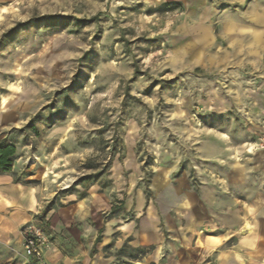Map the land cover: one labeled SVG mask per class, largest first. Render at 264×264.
<instances>
[{
  "label": "rangeland",
  "instance_id": "obj_1",
  "mask_svg": "<svg viewBox=\"0 0 264 264\" xmlns=\"http://www.w3.org/2000/svg\"><path fill=\"white\" fill-rule=\"evenodd\" d=\"M258 3L0 0V140L16 145L23 181L56 206L103 193L116 210L163 212L183 203L170 181L196 186L210 138L259 139L246 151L260 149L264 40L250 35ZM1 220L0 264H32ZM120 237L96 242L92 259L129 264L118 255L146 252L130 239L116 248ZM199 246L187 251L199 256Z\"/></svg>",
  "mask_w": 264,
  "mask_h": 264
},
{
  "label": "crops",
  "instance_id": "obj_2",
  "mask_svg": "<svg viewBox=\"0 0 264 264\" xmlns=\"http://www.w3.org/2000/svg\"><path fill=\"white\" fill-rule=\"evenodd\" d=\"M258 4L259 13L253 20L259 29L242 32L249 31L256 42H262L264 0ZM258 142L244 139L241 146L229 141L219 144L210 138L200 150L196 186L191 187L186 178L168 183L171 193L183 200L181 205L163 212L153 205L136 210L125 207L106 221L103 215L113 206L103 193L70 199L41 218L49 200L36 188L14 182L28 178L15 161L10 173L0 175V220H5V229L20 237L26 224L46 223L51 239L47 264H112L114 258L102 253L96 260L91 257L100 238L92 222L100 223L99 230L105 233L104 243L97 247L111 242L107 237L118 231L121 237L116 248L130 239L127 245L134 251L146 250L118 258L129 264H264V145L253 153L246 151V144L256 147ZM173 209L178 217L172 215ZM123 219H127L125 223ZM199 244L204 249L199 256L187 251L199 249Z\"/></svg>",
  "mask_w": 264,
  "mask_h": 264
},
{
  "label": "built area",
  "instance_id": "obj_3",
  "mask_svg": "<svg viewBox=\"0 0 264 264\" xmlns=\"http://www.w3.org/2000/svg\"><path fill=\"white\" fill-rule=\"evenodd\" d=\"M21 238L24 254L32 264H45V253L51 246L46 223L34 221L26 224L21 229Z\"/></svg>",
  "mask_w": 264,
  "mask_h": 264
},
{
  "label": "trees",
  "instance_id": "obj_4",
  "mask_svg": "<svg viewBox=\"0 0 264 264\" xmlns=\"http://www.w3.org/2000/svg\"><path fill=\"white\" fill-rule=\"evenodd\" d=\"M16 153H17L16 145L13 142L6 140V139L0 140V175L10 173L12 171L13 164L16 161ZM14 182L16 184H22L24 186L29 185V182L22 181L20 178H16ZM81 199H84V197L80 198V200ZM55 207H56V204L54 201L49 203L46 209L44 210L41 218H44V216L49 214ZM121 210L122 208L120 210H116L112 208L111 214L115 215ZM99 241H100V238L97 239L98 243ZM119 256L121 255H118V258Z\"/></svg>",
  "mask_w": 264,
  "mask_h": 264
}]
</instances>
